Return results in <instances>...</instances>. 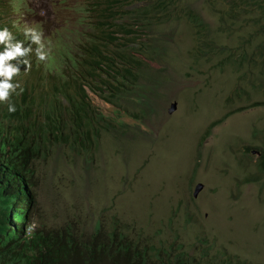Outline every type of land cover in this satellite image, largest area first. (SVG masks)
<instances>
[{"label":"trees","instance_id":"obj_1","mask_svg":"<svg viewBox=\"0 0 264 264\" xmlns=\"http://www.w3.org/2000/svg\"><path fill=\"white\" fill-rule=\"evenodd\" d=\"M144 1V7L134 8L133 19L129 23L121 24L117 27L120 28L118 30L124 31L125 34L138 35L140 30L151 25V20L159 18L161 21H168L174 16L177 19L184 16L192 25L197 39L205 44L197 43L196 47H201L200 50L207 48L208 45L210 48L213 47L211 41L205 40L208 23L204 21V16L191 6L182 8L178 13L176 4L174 10L166 9L165 3L168 0ZM123 3L124 0H95L91 11L96 13L93 15L98 20L97 24L105 22L106 16L117 13L118 8L124 7ZM237 5L241 10L246 8V11L251 10V13L258 8L254 20L258 25L250 37L255 34L264 36V0H248L247 4ZM24 11H29L26 0H0V30L7 28L12 34V42H22L23 47L27 48L30 39H26L25 31L30 29L23 22L17 23L18 20L12 17H7L5 19L7 22L3 21L5 15L13 16L15 12ZM129 12L128 10L127 14ZM149 12L152 14L149 15ZM225 26L226 23L220 19L218 28L222 29ZM31 28L36 29V25ZM113 32H117V29ZM101 34L106 42L115 44L114 56L118 58L113 59L105 55L100 43L97 42L93 49L95 55L93 65L83 71V68L79 69L77 65V57L68 40L61 29L57 28L55 43L48 51L50 59L46 73L50 72L49 88L41 92L35 90L32 82L26 81L15 91H10L8 100L0 102V264H249L239 257L233 258L225 251L215 250L207 240L200 242L196 254L191 255L182 245L179 251L173 252V242L168 243L154 237L158 230L152 234L144 230L137 220L122 221L110 212L111 208L108 205L102 203L104 200L100 195L88 192L87 187L86 198L89 196L92 202L98 204L95 213L90 212L88 218L79 220L78 211L73 208L71 215L65 216L61 224L47 226L46 222L40 221V211L36 210L35 201L38 187V180L35 177L36 160L41 158L48 160L56 146L59 150L54 156L58 157L57 153H62L68 157L83 150L86 155L84 161L87 162L92 146H96L97 126H101L103 115L95 111L88 101L85 93L87 81L91 79L97 83H104L109 90L107 98L120 104L126 95L131 94L139 86L134 82L137 81L138 84L139 78L143 76L142 71L135 72L136 66L142 64L138 58L128 55L123 48L126 43L117 42L118 37L113 33H104L103 30ZM89 40L91 41V38ZM5 47V44H0V52H3ZM234 49L238 54L236 63L242 65L245 61L251 65L250 79L258 75V69L260 74L264 75V42L251 44L250 53L246 51L238 53L240 47ZM29 54L30 52L24 57H17L10 63L19 65L22 71L29 72V65L24 63L28 60ZM76 54L85 56L81 52ZM84 62L86 63L87 59ZM89 62L91 63V60ZM54 64L59 65V69L64 65L70 69L71 75L66 76L65 73L68 71L64 68L51 74ZM96 67L102 71H97ZM91 70L96 74L90 75ZM102 72L111 78L107 76L100 79L104 76ZM43 78H46L45 74ZM255 82L256 79L253 84ZM96 88L99 86L96 85ZM148 91L152 93V89L148 88L144 95L134 98L139 104L130 101L128 103L134 104V107L147 104L145 102ZM60 97L65 99V103ZM9 103L15 105V112L8 111ZM105 126L107 128L112 126V122L107 121ZM63 146L68 149H61ZM263 159L264 155L261 157V160ZM92 185L96 186V181H93ZM74 187L76 190L79 189L75 185ZM32 220L39 223L37 222L35 229L27 235L25 228ZM83 223L88 226V230L84 229Z\"/></svg>","mask_w":264,"mask_h":264},{"label":"rangeland","instance_id":"obj_2","mask_svg":"<svg viewBox=\"0 0 264 264\" xmlns=\"http://www.w3.org/2000/svg\"><path fill=\"white\" fill-rule=\"evenodd\" d=\"M32 3L37 9L36 16L45 19L46 27L43 32L51 33L56 24L49 1L32 0ZM15 17L19 15L16 14ZM179 27L181 30H187L184 24H180ZM145 38L153 44L151 35ZM192 63L189 57L182 60L181 72L176 75L179 79L173 85L187 89L193 87L194 92L197 88L210 85L215 79V86L207 88L206 96L218 105L224 106L228 101L225 96H220L218 93L228 94L233 85L231 80L223 85L218 75H213L214 79L207 75L200 76L190 70ZM155 66L162 68L163 64L155 62ZM165 85L167 89L170 88L169 84L165 83ZM88 94L92 98V103L99 107L106 117L114 118L119 115L122 121L129 125L128 130L131 127L145 136L147 144L141 137L137 140L129 137L134 132L132 130L126 131L125 137L119 136L116 140L114 137L111 139L102 130L98 137V145L92 148L94 157L87 162L84 161L83 152L68 157L57 153L58 157H56L54 155L59 148L54 146V152L49 155L48 160L41 158L35 162V175L38 176L36 210L40 211V221L46 222L47 226L61 224L65 216L71 215L73 208L77 209L79 220L88 218L90 212L95 213L98 204L92 202L91 197L86 198L85 187H87L88 192L100 195L104 200L102 203L108 205L111 208L110 212L122 221L137 220L138 224L152 234L158 230L154 237L168 243L181 242L187 249L193 250L197 244V235L208 236L213 233L210 227L203 225L202 217L194 221L190 219V206L201 208L199 204H202L204 208L206 198L217 202L218 215L215 217V213H212L211 222L220 236L229 232L234 239L245 235L246 239L251 241V244L245 247L243 239L240 241V252L235 248L229 252L240 253L242 259L249 261L264 259V248L260 249L261 253L256 251L251 254V248L264 246V209L261 211V216L254 214L256 208L260 209L263 206L259 203L264 202V193L251 199L253 191L249 187L244 193L241 186L238 190L233 186L234 177L244 174L240 167L243 156L232 159L230 152L234 149L244 154L246 149L243 144L248 141L243 131L244 122L241 116L230 114L219 124V136L216 139L208 130L200 140L207 124L214 117H222L225 112L234 110L238 105L236 101L227 104L222 110L209 101H202L200 104L192 97H188L186 102L180 101L178 109L168 117L163 113V105L158 103L154 116H149L147 112L144 121L139 122L124 111L114 110L111 104L104 103L92 93L88 92ZM167 99L164 93L161 101ZM195 105H197L196 113H190ZM132 111L139 112L138 109L130 108L129 112ZM248 114L249 116L245 114L247 118L258 114L253 122L259 127L264 125V111L258 113L256 109H251ZM153 117L158 121V135L152 148L151 143L156 137L154 127L156 121ZM256 129L248 125L246 130L256 135L259 131ZM210 133L213 137L211 145L213 154L208 156L207 149L210 146L205 140ZM113 142L116 143L119 154L114 155L116 149ZM65 148L63 146L61 149ZM105 148L108 153L107 167L103 159L99 160ZM109 149L114 151L110 152ZM123 160L125 164L121 165ZM196 164H198L197 170ZM103 167H105L104 171ZM195 180L204 181L207 190L193 200L190 196L194 184L191 183ZM93 181H96L94 187ZM74 185L79 189L76 190ZM209 189H219L218 197L211 195ZM233 196L235 201L231 202ZM209 207H215L214 202L211 201ZM230 211V221L220 220V215L228 217ZM84 224H82L84 229L88 230V226ZM257 253L259 254L256 255Z\"/></svg>","mask_w":264,"mask_h":264},{"label":"clouds","instance_id":"obj_3","mask_svg":"<svg viewBox=\"0 0 264 264\" xmlns=\"http://www.w3.org/2000/svg\"><path fill=\"white\" fill-rule=\"evenodd\" d=\"M26 1L28 2L29 11H24L23 13L15 12L13 13V16H3L4 22H7L5 21L7 17L17 19V23L23 22L24 25L30 29L25 31V37L26 39H30V41L28 42L29 47L25 48L23 47L22 42H12V34L7 28L0 30V44L6 45L5 50L0 52V77L3 78L0 79V102L8 100L10 91H15L16 88L21 87L26 81L32 82L35 90H39L41 92L49 88V80L51 77L48 74H50V72H48V74L46 73V68L49 65L48 59H50L48 51L51 49V45H54L55 43L57 28L61 29L65 39L68 40V44L71 46L73 53L77 57V65L79 69L83 68V71H85L86 68L90 69L89 67L93 65L92 60L95 57L93 49L97 42L100 43V47L105 55L113 59L118 58L117 56H114V51L116 49L115 44L109 43L110 41L106 42L102 39L103 34L100 35V32L103 30L104 33H113L118 37L117 42L126 43V46L123 48L128 55L134 56L141 61L142 66H136L135 72L137 70L140 72L142 71L143 76L141 75L139 78L138 84L137 81L134 82L136 86H139L136 87L131 94L126 95L125 100H122L120 104L111 102L107 98L109 90L106 89L107 87L104 83H97L91 79L87 81L85 84V93L87 94L88 101L94 107L95 111L103 115V119L100 121L101 126H97L98 137L100 132L104 130V134H108L107 136L111 139L114 137L116 140L119 136L125 137L126 131L132 130L134 132L129 137H134L135 140L141 137L145 141V136L142 133L132 129L131 127L130 130H128L129 125H127L125 121H122L119 115L114 118L108 116L106 117L102 113V110L92 103V98L88 92L98 97L99 100L104 103L111 104L114 110H118L119 112L124 111L129 117L134 118L135 121L139 122L144 121V116L147 112H149V116H154L157 111L156 105L158 103L163 105V113L166 117H168L178 109L180 101L186 102L188 97H192L200 104L202 101H209L213 105L221 107L222 110L225 109L227 104L236 101L238 105L234 110L225 112L222 117H214L207 124L200 140L204 137L208 130L213 133L214 139H216L219 136V124L227 119L230 114L241 116L244 122L243 131L248 137V141L243 144L246 149L244 154H240L238 151L231 149L230 153L232 159H238L239 156H243V161L241 162L240 167L244 171L243 175L234 177L233 186L235 190H238L241 186L243 188L242 192L244 193L249 187L253 191V196L250 197L251 199L261 193H264V159L261 160L262 155H264V125L259 127L255 124L256 122H253V119L258 114L254 117H246V115L249 116L248 113L251 109H256L258 113L264 111V75L260 74L258 69V75L250 79L249 68L251 65L245 61L242 65L236 63V57L238 54L234 49L240 47V50L238 49V53L241 51L250 53L249 46L251 44L264 42V36L260 37L258 34H255L253 37H250V35L255 31L254 28L258 25V23L254 21L258 13L257 7L251 13V10L246 11L247 8L241 10L237 5L243 3L247 4L248 0H228L224 2L223 0L219 2H216L215 0H161L167 1L165 3L167 10H174L176 4L178 5L177 9L179 13L182 8L191 6L198 13L204 16V21L208 23L205 40L207 42L211 41L213 47L210 48L208 45L207 48L200 50L201 47H196L197 43H204L203 41L197 39L192 25L184 16H180L179 19L174 16L172 20L170 18L168 21H161V19L157 17V20H151L150 26L142 31L140 30L138 35H134L132 33L125 34L124 31L118 30L120 28L117 27L121 24L129 23L131 19H133L132 10L134 8L144 7V0H136L133 2L124 0V7L121 9L118 8V12L114 15L106 16L105 22H100V24H97L98 20L93 15H96V13L91 11L95 0H46L49 1L52 13L54 14V22L56 24L49 34H45L43 32L46 27L45 19L36 16L37 9L33 5L32 0ZM128 10L130 11L129 14H127ZM16 14H18L19 17H15ZM151 14L152 13L149 12V15ZM220 19L226 23V26L222 29L218 28ZM180 24H184L187 30H181L179 27ZM33 25H36V29L34 30L31 28ZM114 29H117V32H113ZM250 30L251 32H249ZM149 35H151L154 41L153 44L148 41V38H145L149 37ZM89 38H91V41ZM29 52L30 54L28 60L24 61V63L29 65L31 68L30 69L28 67L29 72L26 70L22 71L19 65H13L10 63V61L17 59V57L26 56ZM78 52H81L85 56H78L76 54ZM185 57H189L190 62H193L189 68L196 74L200 76L207 75V77H211V79H214L213 75H218L221 77L223 85H226L229 79L231 80L233 85L230 87L229 93L226 95L218 93L220 96H225L228 101L224 106L218 105L211 98L206 96L207 88L209 86H215V79L210 85L204 88H197L194 92L192 91L193 87H189L187 89L179 88L176 84L173 85L175 81L179 79L176 75L181 72L182 60H184ZM258 58L259 60L261 59L260 54L258 55ZM85 59H87L86 63L84 62ZM90 60L91 63L89 62ZM155 62H162L163 67L157 68L155 66ZM61 68L68 71L65 73L66 76L71 75L70 69L65 68L64 65H61ZM58 69L59 65L54 64L51 68V74H54ZM73 70L75 69L73 68ZM96 70L102 71L99 67H96ZM102 73L104 76L100 79H105L108 75L107 73ZM43 74H45L46 78H43ZM91 74L95 75L96 73L91 70L90 75ZM154 77L157 78L155 79ZM255 79L256 82L253 84ZM165 83L169 84V89H167ZM96 85L99 86L98 89L96 88ZM148 88L152 89V93L148 91L146 94L145 103L147 104L134 107V104L128 103L129 101L131 103L136 102L134 98L144 95ZM250 89L253 91H250ZM154 93H157V95H154ZM164 93L167 95V101H161ZM258 94L260 96H258ZM60 98L61 101L65 103V99L63 97ZM136 104L139 103L136 102ZM130 108L138 109L139 112L132 111V113H130ZM196 109L197 105L193 106L190 113L195 114L197 111ZM8 111L10 113L15 112V105L9 103ZM107 121H111L112 126L107 128L105 126ZM155 121L154 127L156 137L151 143L152 148L158 135V121L156 119ZM248 125L253 128H257L256 130H259L256 134L257 136L246 130ZM211 133L205 140V143L210 146V148L207 149L208 156L213 154V151L211 150L213 141ZM92 137L94 136L92 135ZM98 137L95 139L96 146L98 145ZM145 143L147 144L146 141ZM114 145L116 152L113 149H109L110 152L113 150L114 155L119 154L117 152L118 148L116 143H114ZM96 146L93 145L92 148L94 149ZM106 151L107 148L104 149L102 157H99V160L103 159L106 163L105 167L108 166V153ZM81 152H83V150ZM88 155V161L93 159L94 152L92 153V149ZM113 162L115 161L113 160ZM123 163L125 164L124 160L121 162V165ZM105 167H103V171ZM197 169L198 164H196V170ZM35 177L38 180V176L35 175ZM191 184H194L190 196L193 200L207 190V185L202 180H195ZM199 184L202 186L198 189L196 195H194L195 188ZM219 191V189H209L210 194L215 197H218ZM238 194L240 195L241 192ZM36 198L37 197H35V201ZM205 201L206 206L204 208L202 204H199L201 208L197 206H190V219L194 221L199 217H202L203 225L210 227L213 233L208 236L197 235V244H195L193 250L187 249L181 242L176 243V241H173V252L179 251L180 246L182 245L191 255L196 254L197 252L195 251L200 246V242H205V240H207L215 250H222L233 258L239 257L242 259L240 253H231L229 251L235 248L238 252H240V241L243 239L245 240V247L249 246L251 241H248L245 235L234 239L229 232L220 236L216 232L214 224L211 222L212 213H215V217L218 215L217 202L206 198ZM211 201L214 202L215 207H209ZM234 201L235 196L231 197V202ZM259 204H263V206L260 209L256 208L254 214L261 216V211L264 209V202ZM230 214L231 211L229 212L228 217L220 215V220L223 219L225 221H230ZM36 226L37 221L32 220V222H30L25 228L26 234L29 235ZM227 229L230 231L229 227H227ZM239 229L242 230L241 227H239ZM254 246H256V244H254ZM263 248L264 246L262 245L259 248L253 247L251 248V254L256 251L261 253L260 249ZM243 260L249 264H264V259L262 258L252 259V261L246 259Z\"/></svg>","mask_w":264,"mask_h":264},{"label":"water","instance_id":"obj_4","mask_svg":"<svg viewBox=\"0 0 264 264\" xmlns=\"http://www.w3.org/2000/svg\"><path fill=\"white\" fill-rule=\"evenodd\" d=\"M201 186H202V185H201V184H199V185H198V186L195 188L194 195H196V193H197L198 189H199V188H201Z\"/></svg>","mask_w":264,"mask_h":264}]
</instances>
